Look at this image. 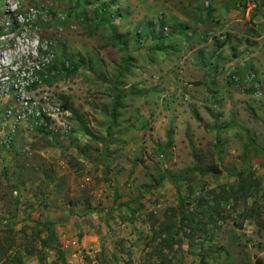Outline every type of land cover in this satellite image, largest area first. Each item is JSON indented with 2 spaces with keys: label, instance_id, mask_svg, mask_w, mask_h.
Segmentation results:
<instances>
[{
  "label": "rangeland",
  "instance_id": "374dc122",
  "mask_svg": "<svg viewBox=\"0 0 264 264\" xmlns=\"http://www.w3.org/2000/svg\"><path fill=\"white\" fill-rule=\"evenodd\" d=\"M193 208L161 261L150 216ZM39 222L68 264L264 260V0H0V232L24 264Z\"/></svg>",
  "mask_w": 264,
  "mask_h": 264
},
{
  "label": "trees",
  "instance_id": "16d2710c",
  "mask_svg": "<svg viewBox=\"0 0 264 264\" xmlns=\"http://www.w3.org/2000/svg\"><path fill=\"white\" fill-rule=\"evenodd\" d=\"M163 29L164 27H162L161 31L159 30L157 34H154V37L152 38L160 41L162 39ZM52 69L55 70L54 65H52ZM42 72L43 67L39 65H37L36 69L33 70V73L41 78L43 77ZM37 85V82H32L29 87L30 89H35ZM199 173L220 175L221 171H219L216 166L211 165L206 171H201ZM238 176L240 177L241 191L245 194V198L251 197L254 193L251 191H255L256 189H258L259 181L256 178L252 177V174H250L246 178L245 175L241 173L238 174ZM126 206L130 205L127 203ZM171 211L172 214H166L163 221L158 220L154 215L150 216L151 229L153 231L152 240L158 242L157 257L161 259V261L167 259V256L173 254L174 251H182V242L176 237L184 233L183 228L187 229L191 234H194L195 231L199 229V221L196 222V219L198 218L200 212H198L196 208L187 211H180V209H173ZM226 220V218L222 219L223 222ZM38 225L45 227V232H47L48 238L41 240V248L38 252L35 253L32 250H26V255L31 257L36 256L39 264H51L47 261L46 258L45 249H47L55 251L57 253L58 259L60 260L61 264H68L65 251L62 248L57 233L53 229V223L39 222ZM11 232L12 231L9 232V230L6 229L0 232V264H24V255L22 254L21 249L16 247V243L12 238ZM255 264H264V260L257 259Z\"/></svg>",
  "mask_w": 264,
  "mask_h": 264
},
{
  "label": "crops",
  "instance_id": "0c3cea01",
  "mask_svg": "<svg viewBox=\"0 0 264 264\" xmlns=\"http://www.w3.org/2000/svg\"><path fill=\"white\" fill-rule=\"evenodd\" d=\"M57 236L59 238L60 243H61V241H63V243H66V240L65 239L68 237V233H64V232H61V234H58L57 233Z\"/></svg>",
  "mask_w": 264,
  "mask_h": 264
}]
</instances>
